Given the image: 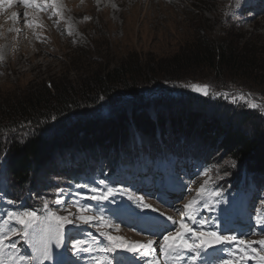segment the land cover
<instances>
[{
    "label": "rangeland",
    "instance_id": "1",
    "mask_svg": "<svg viewBox=\"0 0 264 264\" xmlns=\"http://www.w3.org/2000/svg\"><path fill=\"white\" fill-rule=\"evenodd\" d=\"M2 7L0 97L21 95L40 86L76 90L85 77L117 68L127 60L129 65H147L170 59L179 50L195 46L197 37L218 39L229 34L236 43L254 45L264 56V0H40L38 11L26 9L19 24L7 10L22 13V2L17 10L9 7L2 11ZM214 77L207 71L195 73L192 80L197 86L193 91L198 97L209 95L205 83L223 79ZM227 80L235 82L228 84L230 87L248 88L246 96L258 97L264 92L257 85L251 87L250 83H256L253 81L244 84L232 77ZM234 93L238 94V90ZM229 100L251 108L243 96ZM101 105L104 118L111 119V112L117 114L116 109ZM137 153H142V149H137ZM96 158L103 159L104 155ZM176 159L168 155L154 161L146 175L141 176L151 181L148 187L141 184L137 168L130 171L123 167L126 180L109 181L105 180L107 175L96 177L90 173L82 175L80 182L67 190L62 185L68 180L63 179L59 169L51 168L55 171L51 180L46 179L45 172L39 175L38 188L44 186L40 195L43 200L30 208H24V199L8 202L4 178H0V211L4 213L0 216V241L5 242L0 256L13 255L14 264H28L29 252L38 245L44 248V258L49 252L67 254L69 264H94L103 254L102 249H122L138 261L151 254L154 244L162 251L166 239L172 236H192L190 243L198 251L197 244L204 237L217 238L230 231L244 258L264 264L261 182L247 178L236 190L225 191L226 180L220 171L195 168L189 161L179 164ZM72 161L75 163L73 157ZM57 162V168L70 167L68 162L61 164L62 158ZM146 162L150 161L144 157L145 168ZM2 174L0 170V177ZM223 181L225 187L219 193L215 185ZM142 186L146 192L156 187H173L175 191L153 203L137 193ZM168 203L173 204L172 210ZM123 208L169 216L176 230L148 236L138 222H128L122 215ZM129 262V258L122 257L115 264Z\"/></svg>",
    "mask_w": 264,
    "mask_h": 264
},
{
    "label": "trees",
    "instance_id": "2",
    "mask_svg": "<svg viewBox=\"0 0 264 264\" xmlns=\"http://www.w3.org/2000/svg\"><path fill=\"white\" fill-rule=\"evenodd\" d=\"M194 43L164 61L129 65L127 60L91 74L76 90L40 86L0 97V178L8 202L24 199V208L38 204L44 189L38 188L39 175L45 172L51 180L55 172L51 168L68 180L62 185L67 190L87 170L80 163L110 165L105 170L110 176L112 166L120 159L131 160L128 153L138 145L151 149V156L175 150L182 161L220 171L225 191L236 190L247 178L264 186V92L246 96L248 88L230 87L235 82L227 80L253 81L251 87L264 89V56L254 45L236 43L229 34L218 39L197 37ZM201 71L223 78L204 84L209 89L205 98L193 91L197 84L192 77ZM234 96H243L251 108L234 105L229 100ZM101 104L117 114L104 118ZM100 154L103 159L96 158ZM61 158V164L68 162L70 167H55ZM93 170L96 167L88 174ZM225 184H216L217 192Z\"/></svg>",
    "mask_w": 264,
    "mask_h": 264
},
{
    "label": "bare ground",
    "instance_id": "3",
    "mask_svg": "<svg viewBox=\"0 0 264 264\" xmlns=\"http://www.w3.org/2000/svg\"><path fill=\"white\" fill-rule=\"evenodd\" d=\"M1 18H2V17H1ZM3 19H4V18H3ZM50 232H51V231H50ZM53 238H54V237H53ZM51 239H52V238H51ZM38 247H39V246L37 245V246H36V249H37ZM53 248H55V247L53 246ZM55 256H56V254L51 255V257H52L51 259H52V263H53V264H56V262H57L56 259H55Z\"/></svg>",
    "mask_w": 264,
    "mask_h": 264
},
{
    "label": "water",
    "instance_id": "4",
    "mask_svg": "<svg viewBox=\"0 0 264 264\" xmlns=\"http://www.w3.org/2000/svg\"><path fill=\"white\" fill-rule=\"evenodd\" d=\"M205 91V89H203Z\"/></svg>",
    "mask_w": 264,
    "mask_h": 264
}]
</instances>
